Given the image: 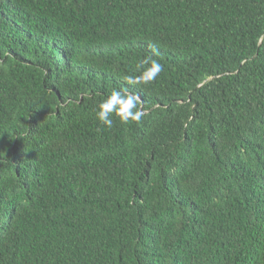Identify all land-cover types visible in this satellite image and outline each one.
<instances>
[{"label": "trees", "instance_id": "trees-1", "mask_svg": "<svg viewBox=\"0 0 264 264\" xmlns=\"http://www.w3.org/2000/svg\"><path fill=\"white\" fill-rule=\"evenodd\" d=\"M0 264H264V0H0Z\"/></svg>", "mask_w": 264, "mask_h": 264}, {"label": "clouds", "instance_id": "clouds-1", "mask_svg": "<svg viewBox=\"0 0 264 264\" xmlns=\"http://www.w3.org/2000/svg\"><path fill=\"white\" fill-rule=\"evenodd\" d=\"M138 70H141L138 76H129L127 79L136 84L148 83L155 80L161 73L162 65L149 55L139 62ZM138 103L139 98L136 95H125L120 90H113L99 103L96 118L109 128L113 125V116L124 124L139 122L143 112L138 110Z\"/></svg>", "mask_w": 264, "mask_h": 264}]
</instances>
